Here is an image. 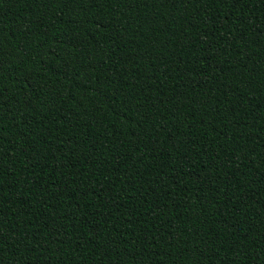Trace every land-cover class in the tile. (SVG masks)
<instances>
[{
	"label": "trees",
	"instance_id": "16d2710c",
	"mask_svg": "<svg viewBox=\"0 0 264 264\" xmlns=\"http://www.w3.org/2000/svg\"><path fill=\"white\" fill-rule=\"evenodd\" d=\"M0 264H264V0H0Z\"/></svg>",
	"mask_w": 264,
	"mask_h": 264
}]
</instances>
